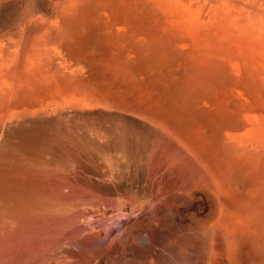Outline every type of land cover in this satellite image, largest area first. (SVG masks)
<instances>
[{
    "label": "rangeland",
    "instance_id": "1",
    "mask_svg": "<svg viewBox=\"0 0 264 264\" xmlns=\"http://www.w3.org/2000/svg\"><path fill=\"white\" fill-rule=\"evenodd\" d=\"M253 1L0 0L14 84L25 58L37 66L33 115L0 124V264H264V137L237 116L264 107L262 59L205 48L242 36ZM176 16L205 26L202 55L180 56Z\"/></svg>",
    "mask_w": 264,
    "mask_h": 264
},
{
    "label": "bare ground",
    "instance_id": "2",
    "mask_svg": "<svg viewBox=\"0 0 264 264\" xmlns=\"http://www.w3.org/2000/svg\"><path fill=\"white\" fill-rule=\"evenodd\" d=\"M179 1V0H178ZM256 0H254L253 2H250V5H248L249 7V13L251 11V15L252 18L250 19H246L245 17H242L241 20H239L242 23L247 24V32L251 31L250 30V22L253 23V27L256 33H260V29L262 30L261 34H259L258 36H253V38H249V36H251L250 34H248L245 30L242 33V36H237V35H231L228 37H221L218 39L217 44H205V48H208L209 52H208V57H210L211 59L217 58L215 61L219 62V56H220V52L223 48H225L224 46L227 43H233L235 46H237V49L234 48H230L229 46H227V50H234L235 51V59L236 61H239V57L242 56V60H254L255 59V55H257L260 59H262V63H260L263 68H264V3H258L256 4L255 2ZM169 2H167L168 4ZM7 4V3H6ZM170 4V3H169ZM218 3L215 2V5L217 6ZM14 7V6H13ZM233 7V6H232ZM1 10V9H0ZM8 10V9H6ZM168 12L172 13V11L167 7ZM246 15V14H245ZM12 19V17H11ZM4 17L0 16V27L4 28L6 31L9 30V28L11 27L9 26H5V22H4ZM11 21V20H10ZM13 21V20H12ZM184 22L187 23L186 18L183 19V16L181 17H175V20L172 23V28L176 27L178 29H180V31H186L184 34L182 32H180V39L181 42L179 43L178 47H179V51H180V56L185 54H189L188 51H196L195 54H201L202 55V45L200 42H202L203 40H206V30H202L205 28V26H197L194 29L189 27L187 28L186 26H184ZM195 23H198V21H196ZM4 24V25H3ZM113 22H109L107 27L108 28H113L112 26ZM199 25V24H198ZM112 26V27H111ZM193 29V31H191ZM113 30V29H112ZM202 30V31H200ZM10 31V30H9ZM4 32V31H1ZM0 32V94L2 96H5L7 98V103L6 106L1 107L0 108V124H5L6 123V118H9V116L12 115H18L20 116V112L21 114V118H23L24 120H21L22 123L26 122L27 118L29 117V115L32 113L30 111V106L28 107L27 104H29V94H27L28 92V85H25V81L23 83V80L28 79L30 76V72L31 69L35 66L34 63H32L31 61H28V59H24V61H22V66H21V72L19 71L20 75L22 76L21 80H18L17 84H14V80H13V74H15V71H13L15 69V59H14V48L12 46H10V44H12L11 38L9 36L5 37L4 33ZM9 33V32H8ZM244 37V38H243ZM218 38V37H217ZM225 39V41L228 42H222V40ZM231 39H233V41H231ZM253 40H255V43H253V45L251 44L250 49L246 48H242V49H238L239 45L242 44H246L248 42H252ZM203 41V42H204ZM40 43V42H39ZM205 43V42H204ZM221 44V45H220ZM7 45V46H6ZM14 46V44H12ZM256 45L260 46V49L256 48ZM42 44H39L36 46L35 50H40ZM181 49L183 51H181ZM168 50V49H167ZM32 51V50H31ZM35 52V51H34ZM230 52V51H229ZM193 54V52L191 53ZM229 56H232L231 53L228 54ZM206 56V57H207ZM2 57H4V59H2ZM206 57H204V60L206 59ZM221 58V57H220ZM228 59V58H227ZM245 60V61H246ZM35 61H36V57H35ZM218 62L216 63V65L214 67H211L209 74L212 75L213 74V69L217 67ZM228 64L231 67H238L239 64H237L236 62L232 61V58L227 60ZM245 63V62H243ZM185 64H189L191 65V62L188 61L187 63H184L183 61H181V65L182 67H180V64L178 65L180 68L185 67ZM35 68H37V66H35ZM208 74V75H209ZM207 75V73H206ZM23 87L24 94L20 95V90ZM172 90V89H171ZM19 91V92H18ZM64 92V91H62ZM19 93V95H18ZM221 91H218L217 94H215V96L213 97L212 95L208 98L205 97L206 99L203 101V104L205 103L206 106L208 104V100L210 101H214L217 98L222 99L224 93L221 95ZM238 94H241V92H238ZM217 96V97H216ZM18 97V100L16 101V106L21 108H12V104H14L15 102H12V98ZM39 99V97L37 98ZM219 104H225V102H220ZM213 105V104H212ZM15 106V104H14ZM27 106V107H26ZM261 108L258 110L256 108V112L259 113H253V114H240L241 109H238V114L237 116L239 117L240 121H242V125L243 127H249L247 129V132L242 133L243 135H247L249 136V138H253L257 135H260L262 137H264V107L262 108V106H260ZM12 108V109H11ZM18 109V110H15ZM55 109V107H54ZM215 111V110H214ZM213 111V112H214ZM229 113H227L226 115L229 117H232L233 113H234V109L230 111H228ZM240 114V115H239ZM33 115V113H32ZM225 114H223L222 117H224ZM45 117H39L38 119H36V121L32 122L31 128H35L38 131H41L43 129V124L45 123ZM225 120V118L221 119V121ZM87 123V122H86ZM87 125V124H86ZM26 125H20L19 129L22 130L21 133H23L25 130ZM24 128V129H23ZM24 130V131H23ZM3 131H0V133L2 134ZM168 134V133H166ZM170 136V134H168ZM224 135L227 138H230L233 136V133L231 132H226L224 133ZM236 137H239L238 133L235 134ZM173 137V136H171ZM127 137L123 134L122 137L120 136L118 138V141L114 142V144L117 145V147H120L121 149H129V144L130 142H128ZM86 142V140H85ZM176 142L178 144L182 143L180 140H176ZM10 141L8 142L7 140V145L10 147L11 145L9 144ZM183 144V143H182ZM180 144L182 147L183 145ZM23 146V145H22ZM21 148L24 149V146ZM12 147V146H11ZM16 147V146H14ZM132 149V148H131Z\"/></svg>",
    "mask_w": 264,
    "mask_h": 264
},
{
    "label": "crops",
    "instance_id": "3",
    "mask_svg": "<svg viewBox=\"0 0 264 264\" xmlns=\"http://www.w3.org/2000/svg\"><path fill=\"white\" fill-rule=\"evenodd\" d=\"M108 65H109V64H103V65L100 67V70H101V69H108V67H109ZM93 80H96V78H95L94 75H91V81H93ZM96 84H97V83H91V87H92V88H95ZM105 91H106V90H104V91H102V92H105ZM100 92H101V90H100ZM93 93H95V94H96V93H99V89H97V90L94 89V90H93ZM102 94H104V95H102ZM99 95H100V97H97L98 99H96L98 103H101V100H102L103 104H105V105H107V106H109V107L112 105V104H111V103H112V100L109 99L108 95H107V97H106L105 93H100ZM102 96H105L106 98H105V97H102Z\"/></svg>",
    "mask_w": 264,
    "mask_h": 264
}]
</instances>
